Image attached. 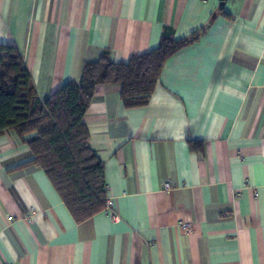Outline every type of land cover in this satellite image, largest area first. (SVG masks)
I'll return each instance as SVG.
<instances>
[{
	"label": "crops",
	"instance_id": "1",
	"mask_svg": "<svg viewBox=\"0 0 264 264\" xmlns=\"http://www.w3.org/2000/svg\"><path fill=\"white\" fill-rule=\"evenodd\" d=\"M166 27L205 30L147 104L98 85L83 118L116 218L75 221L43 170L19 167L28 144L0 135V264H264V0H0V43L42 100L105 51L154 49Z\"/></svg>",
	"mask_w": 264,
	"mask_h": 264
},
{
	"label": "trees",
	"instance_id": "2",
	"mask_svg": "<svg viewBox=\"0 0 264 264\" xmlns=\"http://www.w3.org/2000/svg\"><path fill=\"white\" fill-rule=\"evenodd\" d=\"M204 30L174 38L166 27L157 47L118 63L105 51L82 64L78 79L64 83L44 100L18 48L0 43V135L11 130L28 144L32 158L19 167L43 170L75 221L104 209L107 198L104 164L89 144L83 121L95 88L118 84L125 107L147 104L165 61Z\"/></svg>",
	"mask_w": 264,
	"mask_h": 264
},
{
	"label": "built area",
	"instance_id": "3",
	"mask_svg": "<svg viewBox=\"0 0 264 264\" xmlns=\"http://www.w3.org/2000/svg\"><path fill=\"white\" fill-rule=\"evenodd\" d=\"M163 188L165 191H169L171 189V185L170 183L168 182H165L163 184ZM104 209H106L107 211L111 212V215L113 218H116L117 216L115 215V212L112 211L113 210V200L111 198H106V202H105V205H104ZM9 220L12 219L11 216L8 217ZM180 225L182 226V228L185 230V231H190L191 230V224L188 223V222H180Z\"/></svg>",
	"mask_w": 264,
	"mask_h": 264
},
{
	"label": "water",
	"instance_id": "4",
	"mask_svg": "<svg viewBox=\"0 0 264 264\" xmlns=\"http://www.w3.org/2000/svg\"><path fill=\"white\" fill-rule=\"evenodd\" d=\"M224 0H220V7L222 6Z\"/></svg>",
	"mask_w": 264,
	"mask_h": 264
}]
</instances>
